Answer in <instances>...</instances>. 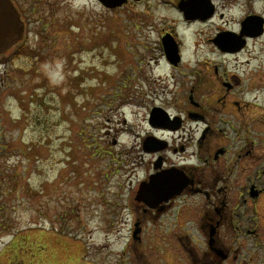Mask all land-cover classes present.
Listing matches in <instances>:
<instances>
[{
  "label": "rangeland",
  "instance_id": "374dc122",
  "mask_svg": "<svg viewBox=\"0 0 264 264\" xmlns=\"http://www.w3.org/2000/svg\"><path fill=\"white\" fill-rule=\"evenodd\" d=\"M207 1L181 4L205 8L196 16L207 20ZM214 1L216 19L186 24L171 5L19 0L23 39L0 59V264L207 263L202 201L152 221L137 196L158 172L203 166L214 136L224 143V208L262 182L264 35L236 54L210 39L264 19V0ZM164 30L181 40L179 69L165 60ZM155 107L186 124L145 153L160 137L149 127ZM198 109L210 123L190 119ZM206 124L213 136L200 144ZM258 209L264 221V199Z\"/></svg>",
  "mask_w": 264,
  "mask_h": 264
},
{
  "label": "flooded vegetation",
  "instance_id": "af4514ba",
  "mask_svg": "<svg viewBox=\"0 0 264 264\" xmlns=\"http://www.w3.org/2000/svg\"><path fill=\"white\" fill-rule=\"evenodd\" d=\"M150 1L151 0H141L139 3V5L145 7V13L150 12V10L153 11L158 9L153 8V6L157 7L159 5H171L178 10L179 15L186 24L204 22L199 19L195 21H188L185 18L184 13H182L179 9L180 5L183 7V4L181 3L184 0H157L158 3L155 1L153 6L149 5ZM10 2L14 9L19 12V0H10ZM130 2L131 1L129 0V4ZM210 2L212 4L214 14L212 18L208 19V21H205L206 23L211 22L217 17L218 8L216 2L214 0H210ZM222 18L223 15H220L219 19ZM251 20L261 23V29L259 32L256 31V33L255 31H252L250 33L249 31H245L244 22L246 23V21L248 22ZM238 30L239 31L237 33H232V35H234V39L237 41L236 46L229 47L225 52L224 50H219V48L216 46V42L212 39H210V43H212V45L222 54L240 53L247 47L249 41L260 38L261 35L264 34V19L259 17H248L243 22H241L240 29ZM163 33L164 35L162 37L166 35H172L176 39L180 47L181 58L183 59L180 38L172 34L169 30H164ZM217 35H224V30L217 32L216 36ZM162 48L164 50V57H167L163 44ZM182 59L177 65H171L169 63L167 64H169L173 69H179L183 63ZM6 62L3 63L5 65L3 70L5 74L0 72V87L2 82L4 84L3 79H5V77L8 75V63ZM1 63L2 62L0 61V64ZM196 106L198 107V105ZM191 107L196 111L194 104H191ZM156 108H159V110H156L157 121L156 118L153 117V122L157 124V127L159 126L163 129H159L158 131L154 130L156 132L154 135L160 134V137L155 136L158 141H152V143H154V145L159 148L162 146L161 143L165 142V140L162 139L164 138V135L167 133H179V131L184 128L186 120L182 117L180 118L170 114L168 110L160 107H155L150 115H152ZM197 112L199 113L197 114L194 112L191 114L190 119H192V121L198 123L199 121H202L203 123H210L209 120H207V115L205 116V113L202 110L198 109ZM227 123L225 132L228 130H233L230 128L231 125ZM206 125L207 130L205 129L201 134L202 140H200V144H202V142L210 135L213 136V132L211 131L212 127L209 126L211 124ZM221 129L224 130V127ZM214 138L217 140L210 141L212 144L219 146V148H210V159L203 161V166L197 165L195 167H191L190 169H173L169 172H166L168 176L171 174L173 178L181 176L183 185L189 184L183 189L182 195L174 199H169L168 202H165V200L162 199L163 196H144L141 198L140 202H137L141 204L140 207L146 208L145 210L147 214H152V221L154 217L158 221L160 218H163L165 215L172 212L176 203H188V199L190 200L191 198H198L205 204V208L202 212L201 229L207 236L206 241L208 240L207 244L205 245V257H207L206 264H208V260L211 261V258H214L217 261L211 262L212 264H264V221L260 218V212L258 211L259 204L264 199V167L258 172L256 177L258 181L261 180L262 182L251 185L250 187L244 189V193H241L240 195V202L234 205L232 210L228 211V208H224V143L220 142L221 138L216 136H214ZM149 139L144 143V152L145 150H148ZM182 152H184V150ZM164 161L165 159L162 158V160H160L159 163L155 165V170L158 171L159 169H162ZM201 169H203L202 172H200ZM163 174H165V172H158L156 175L150 176L149 181L144 182L142 185L146 184L147 186H150L149 182L151 181V178L160 177ZM250 206L251 209L249 210ZM136 226L138 227L139 225L136 224ZM222 233L224 236H222Z\"/></svg>",
  "mask_w": 264,
  "mask_h": 264
},
{
  "label": "water",
  "instance_id": "95a60500",
  "mask_svg": "<svg viewBox=\"0 0 264 264\" xmlns=\"http://www.w3.org/2000/svg\"><path fill=\"white\" fill-rule=\"evenodd\" d=\"M105 7L109 9L120 8L127 3L128 0H99ZM139 1V0H136ZM186 14V17L192 19L202 10H197L196 7L189 3L187 7L182 8ZM206 12V10L204 11ZM261 26L256 24L252 27V31H259ZM249 31V29L247 30ZM249 31L250 33L252 32ZM257 33V32H256ZM23 34L22 24L14 12L9 0H0V56L7 52L10 48L16 45L21 39ZM174 42V41H173ZM175 44V43H174ZM167 53L169 57L174 56V46L168 41L165 43ZM225 47V46H224ZM177 53V51H176ZM173 60V58H172ZM181 176L173 178V176H168L167 173L160 177L151 178L150 186L146 184L141 186L138 194L137 201L140 202L141 198L144 196H163L162 199L168 202L169 199H174L182 195L183 189L189 184H182ZM147 186V187H146ZM137 237V232L135 233V238Z\"/></svg>",
  "mask_w": 264,
  "mask_h": 264
},
{
  "label": "bare ground",
  "instance_id": "6f19581e",
  "mask_svg": "<svg viewBox=\"0 0 264 264\" xmlns=\"http://www.w3.org/2000/svg\"><path fill=\"white\" fill-rule=\"evenodd\" d=\"M259 2H263V1L260 0Z\"/></svg>",
  "mask_w": 264,
  "mask_h": 264
}]
</instances>
